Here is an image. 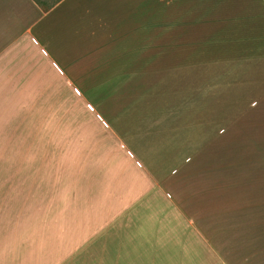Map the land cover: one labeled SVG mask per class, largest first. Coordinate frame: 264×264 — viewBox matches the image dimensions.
Returning a JSON list of instances; mask_svg holds the SVG:
<instances>
[{
  "label": "crops",
  "instance_id": "1",
  "mask_svg": "<svg viewBox=\"0 0 264 264\" xmlns=\"http://www.w3.org/2000/svg\"><path fill=\"white\" fill-rule=\"evenodd\" d=\"M194 1L0 0V65L160 55L165 91L100 109L83 162L3 153L0 264H264V0L192 32L171 7L215 6Z\"/></svg>",
  "mask_w": 264,
  "mask_h": 264
},
{
  "label": "rangeland",
  "instance_id": "2",
  "mask_svg": "<svg viewBox=\"0 0 264 264\" xmlns=\"http://www.w3.org/2000/svg\"><path fill=\"white\" fill-rule=\"evenodd\" d=\"M235 3L236 0H215L214 7L189 4L171 8L173 13L187 15L191 20L187 29L193 32L202 24L196 19L215 12H232ZM163 8L157 6V13H162ZM191 34L186 39L188 62L196 56L191 48L207 44L203 41L206 39ZM152 61L149 64L147 55L141 54L140 65H63L65 72L60 74L54 65H0V157L9 152L13 158L29 155L83 162L87 158L85 146L98 137L102 123L95 114L100 109H150L146 96L165 92L157 87L163 81L153 83L157 68L161 69L156 75L163 72L164 58L155 57V65ZM117 95L130 98L118 100ZM4 142H11L13 149L4 151Z\"/></svg>",
  "mask_w": 264,
  "mask_h": 264
}]
</instances>
